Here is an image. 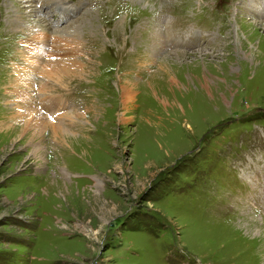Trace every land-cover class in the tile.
I'll return each instance as SVG.
<instances>
[{
  "label": "rangeland",
  "instance_id": "1",
  "mask_svg": "<svg viewBox=\"0 0 264 264\" xmlns=\"http://www.w3.org/2000/svg\"><path fill=\"white\" fill-rule=\"evenodd\" d=\"M0 264H264V0H0Z\"/></svg>",
  "mask_w": 264,
  "mask_h": 264
},
{
  "label": "bare ground",
  "instance_id": "2",
  "mask_svg": "<svg viewBox=\"0 0 264 264\" xmlns=\"http://www.w3.org/2000/svg\"><path fill=\"white\" fill-rule=\"evenodd\" d=\"M31 42L32 41H30L29 43L31 44ZM32 43H34V42H32ZM39 43V42H38ZM37 42H36V45H38L39 47H42V45L41 44H38ZM52 51V50H51ZM39 52H42V51H39ZM51 53V52H50ZM53 53V52H52ZM50 60V59H49ZM19 62V61H18ZM57 62H59V61H57ZM49 63H52L51 61L49 62ZM60 63V62H59ZM53 64V63H52ZM57 64V63H56ZM49 65V64H48ZM55 65V64H54ZM19 66V65H18ZM56 66V65H55ZM50 67H51V65H50ZM15 68V67H14ZM18 68V67H17ZM57 68H58V66H57ZM11 70V69H10ZM56 70V69H55ZM14 75V76H13ZM49 76V75H48ZM43 77V76H42ZM54 78V77H53ZM56 78V77H55ZM48 78H46V81H48L47 80ZM5 80V84L7 85V87H10V90H8L9 91V93L11 94V95H14L15 97H16V102L18 103V105H17V108H18V111H21V114H25V113H29V112H33L34 113V117L33 118H29L30 120H35V122H32V123H30L29 122V120H27L26 121V123L24 124V122L22 121V123H23V128H24V125H26V126H30L31 127V129L33 130V132H37V133H39L38 135H44V133L45 132H47L48 131V129H46L47 127H45L44 126V123H45V121H44V119H42V117L44 116V115H42L43 114V112H42V110H40V109H37L35 106H33L34 104H33V98H32V96L31 95H28V88L29 87H31V80H32V76H30V71L29 70H26V69H24V67L22 68V67H20L17 71H15L14 72V74L13 73H9V72H7V75H6V79H4ZM33 81V80H32ZM59 81H60V79H58L57 80V82L59 83ZM49 82H47V84H48ZM36 84V83H35ZM39 87L40 88H42V85H41V83L39 82ZM7 92V91H6ZM39 92V91H38ZM131 91H126L125 92V96H126V98H127V95H128V93H130ZM5 93V92H4ZM8 93V94H9ZM127 94V95H126ZM25 108V109H24ZM51 108V107H50ZM52 109V108H51ZM28 115H30V114H28ZM52 125V124H51ZM50 127V126H49ZM51 127H53V126H51ZM25 129V128H24ZM50 129V136L51 135H53V136H56V137H58L57 138V140H55L54 142L55 143H57V141L58 140H61V139H64V137H65V133H63V130L61 129V128H59V126L58 127H56V130L54 129V128H49ZM24 131V130H23ZM32 133V132H31ZM2 134H4L5 136H6V134H7V136H10V138L12 137L11 136V134H12V131H9L8 133H2ZM37 135V136H38ZM41 138V137H40ZM50 139H51V137H49ZM38 141V140H37ZM36 141V143H38ZM40 141V140H39ZM42 141V140H41ZM60 142V141H59ZM56 146H57V144H56ZM54 147V146H53ZM58 147V146H57ZM36 148H38V147H36ZM56 148V147H55ZM61 150V149H60ZM51 151H52V149H51ZM52 153V152H51ZM53 157H50V158H52V161H53V164H54V166L55 167H58V169H61L60 168V165H59V163H60V159H61V153H59L58 152V150H55L54 148H53ZM38 158L39 159H42V160H46L44 157H42V155H38ZM54 166H52V167H54ZM54 167V168H55ZM51 173H53V172H51ZM46 176V177H45ZM47 177H49V175L46 173V174H43V175H41L40 176V178L41 179H45V181L47 182H49V179L47 178ZM56 177H58V176H56ZM50 183H52V186H50L49 184H47V185H49L50 187H51V192H53L54 190H56L57 188H58V184H57V182L55 181V182H53L52 180H51V182ZM43 184V183H42ZM41 184V185H42ZM33 185H35V184H33ZM40 184H39V186L40 187H38V188H40L41 190H43L44 188V186H47L46 185V183L45 184H43V187L41 186ZM31 186V185H30ZM32 188V187H31ZM46 188V187H45Z\"/></svg>",
  "mask_w": 264,
  "mask_h": 264
},
{
  "label": "crops",
  "instance_id": "3",
  "mask_svg": "<svg viewBox=\"0 0 264 264\" xmlns=\"http://www.w3.org/2000/svg\"><path fill=\"white\" fill-rule=\"evenodd\" d=\"M143 233H144L143 231L133 232V230H130V229H126V228L122 229L121 230V246L126 245L129 247V249L132 246L133 247L132 252L137 253L138 251H140L141 246H142V243L139 240L140 237L138 236V234H140L143 238ZM145 238H147L146 235H145Z\"/></svg>",
  "mask_w": 264,
  "mask_h": 264
}]
</instances>
